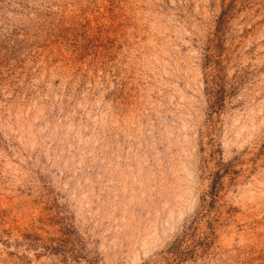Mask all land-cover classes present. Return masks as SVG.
I'll list each match as a JSON object with an SVG mask.
<instances>
[{"label": "rangeland", "instance_id": "1", "mask_svg": "<svg viewBox=\"0 0 264 264\" xmlns=\"http://www.w3.org/2000/svg\"><path fill=\"white\" fill-rule=\"evenodd\" d=\"M0 264H264V0H0Z\"/></svg>", "mask_w": 264, "mask_h": 264}]
</instances>
